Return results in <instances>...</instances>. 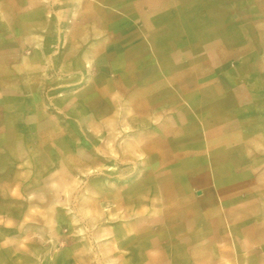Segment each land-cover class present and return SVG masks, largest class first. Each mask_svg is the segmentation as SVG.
I'll list each match as a JSON object with an SVG mask.
<instances>
[{"label":"rangeland","instance_id":"rangeland-1","mask_svg":"<svg viewBox=\"0 0 264 264\" xmlns=\"http://www.w3.org/2000/svg\"><path fill=\"white\" fill-rule=\"evenodd\" d=\"M108 1L0 0V127L18 136L2 169L0 264H264V197L232 207L222 235L201 229L138 149L127 94L67 74L61 61Z\"/></svg>","mask_w":264,"mask_h":264},{"label":"crops","instance_id":"crops-1","mask_svg":"<svg viewBox=\"0 0 264 264\" xmlns=\"http://www.w3.org/2000/svg\"><path fill=\"white\" fill-rule=\"evenodd\" d=\"M96 8L93 33L62 65L72 76L114 81L115 97L127 94L143 127L138 149L191 199L199 227L222 235L232 207L264 197V0H110ZM30 61L19 59L17 70ZM17 137L0 127V188Z\"/></svg>","mask_w":264,"mask_h":264}]
</instances>
